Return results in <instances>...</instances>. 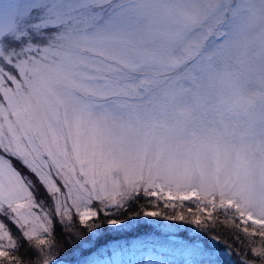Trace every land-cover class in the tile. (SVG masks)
I'll use <instances>...</instances> for the list:
<instances>
[{
    "label": "snow or ice",
    "instance_id": "6c2138e0",
    "mask_svg": "<svg viewBox=\"0 0 264 264\" xmlns=\"http://www.w3.org/2000/svg\"><path fill=\"white\" fill-rule=\"evenodd\" d=\"M125 2L0 0V264H264V162L258 189L246 160L161 164ZM133 204V223L118 218ZM141 223L154 230L128 238Z\"/></svg>",
    "mask_w": 264,
    "mask_h": 264
},
{
    "label": "rangeland",
    "instance_id": "374dc122",
    "mask_svg": "<svg viewBox=\"0 0 264 264\" xmlns=\"http://www.w3.org/2000/svg\"><path fill=\"white\" fill-rule=\"evenodd\" d=\"M121 47L155 81L141 116L161 164L232 173L246 160L247 182L258 189L264 162V0H126ZM42 198L40 189L37 199ZM130 214L118 218L133 223ZM150 219L185 229L182 236L194 230ZM146 228L154 230L141 223L134 231Z\"/></svg>",
    "mask_w": 264,
    "mask_h": 264
},
{
    "label": "trees",
    "instance_id": "16d2710c",
    "mask_svg": "<svg viewBox=\"0 0 264 264\" xmlns=\"http://www.w3.org/2000/svg\"><path fill=\"white\" fill-rule=\"evenodd\" d=\"M135 207H137V205L133 204L132 207L129 208L128 210V213H125V215L129 214V213H133L135 212L136 210L134 209ZM224 227L223 226H217L216 229H214L213 231H216L217 233H215L216 235L220 236L221 240L222 241H227L228 243L232 244L234 248L238 247L236 241L233 239V234H229V231L228 233L226 231H224ZM58 229H56L57 231ZM153 229H150V228H146L145 230H137V231H134L132 233H128L126 234V236L128 238H131L132 236H138V235H143L145 233H149V232H152ZM60 232V229L59 231ZM184 233V232H183ZM241 251H243V249L241 248ZM21 255L23 256L24 255V249L22 248L21 249ZM235 259V257H234Z\"/></svg>",
    "mask_w": 264,
    "mask_h": 264
}]
</instances>
